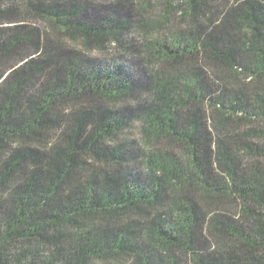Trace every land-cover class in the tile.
Masks as SVG:
<instances>
[{
	"label": "trees",
	"instance_id": "16d2710c",
	"mask_svg": "<svg viewBox=\"0 0 264 264\" xmlns=\"http://www.w3.org/2000/svg\"><path fill=\"white\" fill-rule=\"evenodd\" d=\"M0 264H264V0H0Z\"/></svg>",
	"mask_w": 264,
	"mask_h": 264
}]
</instances>
